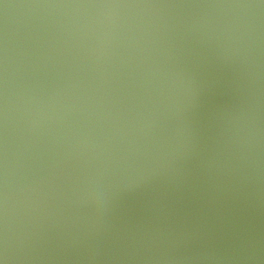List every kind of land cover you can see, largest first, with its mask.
I'll list each match as a JSON object with an SVG mask.
<instances>
[{
  "label": "water",
  "instance_id": "obj_1",
  "mask_svg": "<svg viewBox=\"0 0 264 264\" xmlns=\"http://www.w3.org/2000/svg\"><path fill=\"white\" fill-rule=\"evenodd\" d=\"M0 264H264V0H0Z\"/></svg>",
  "mask_w": 264,
  "mask_h": 264
}]
</instances>
